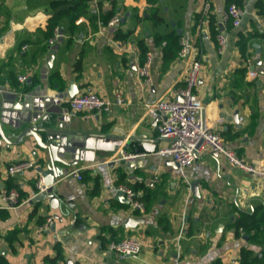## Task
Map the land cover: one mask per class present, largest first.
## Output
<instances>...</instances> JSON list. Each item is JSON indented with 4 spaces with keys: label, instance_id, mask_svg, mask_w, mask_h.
<instances>
[{
    "label": "crops",
    "instance_id": "obj_1",
    "mask_svg": "<svg viewBox=\"0 0 264 264\" xmlns=\"http://www.w3.org/2000/svg\"><path fill=\"white\" fill-rule=\"evenodd\" d=\"M256 1L242 0V23L229 31L225 52L216 54L213 27L226 0H211L207 18L200 15L202 0H0V87L28 104L13 116L36 121L11 129V139L42 119L61 122L66 130L122 139L114 153L64 169L55 182L58 209L48 199L31 201L40 179L37 168L46 158L32 137L8 148L1 145L0 188L11 186L20 196L19 205L11 209L0 199V256L8 264H46V258L55 257L56 244L63 255L59 264H239L242 248L256 253L264 248L234 227L244 216L264 220V182L209 149H202L181 177L179 168L168 164L170 158L155 155L168 141L158 135L156 117L145 110L160 99L175 100L189 62L197 59L201 70L194 93L202 103L205 126L239 159L264 161V17L258 15ZM81 4H87L86 14L75 20L73 33L61 31L60 40L49 46V19ZM112 10L119 22L109 29L101 18ZM157 10L163 22L153 26L149 18ZM171 32L179 37L185 57L178 58L179 50L172 61H165L154 36ZM147 54L152 56L149 82L138 74ZM10 72L16 81L7 78ZM22 75L27 79L20 83ZM87 92L109 100L110 110L71 112L65 100ZM118 93L123 105L114 102ZM141 136L155 143L153 152L142 149ZM120 151L139 156L114 161ZM23 160L34 167L14 176L7 173L11 164ZM79 167L81 180L72 173ZM118 186L140 196L141 187L152 192L148 208L143 213L131 209ZM50 216L53 223L45 230ZM128 218L143 223L126 227ZM128 236L142 243L137 258L107 252L108 242Z\"/></svg>",
    "mask_w": 264,
    "mask_h": 264
},
{
    "label": "built area",
    "instance_id": "obj_2",
    "mask_svg": "<svg viewBox=\"0 0 264 264\" xmlns=\"http://www.w3.org/2000/svg\"><path fill=\"white\" fill-rule=\"evenodd\" d=\"M211 9V0H202L200 15L207 18ZM245 15V9L242 6L231 3L225 7L220 14V19L215 25V41L216 54H223L228 45L229 31L238 28ZM119 22V17L113 15L107 22L106 27L114 29ZM62 32L55 28L52 36L47 40L49 46L55 45L62 37ZM27 46L24 45L23 49ZM185 57V48H182L178 53V58ZM152 56L147 54L146 61L139 69V76L149 82V66ZM201 63L197 59H192L188 66L184 78V84L177 91L175 100L160 99L151 105H145L146 112L151 117H159L157 124L158 135L168 141L165 147L158 149L155 155L160 157H168L178 164L179 174L185 178V169L191 166L197 155L202 149L216 151L221 155L231 167H235L242 173L251 176L257 180L264 182V161L247 163L239 159L233 152L224 148L221 137L211 129H208L202 118V103L194 93V88L197 85ZM249 76H254V72H249ZM18 81L23 83L27 77L19 76ZM124 98L118 93L115 95V104L123 105ZM69 110L73 113H96L108 112L111 107V102L96 93L87 92L75 95L65 100ZM201 145L197 147V144ZM139 156V153L120 151L115 154L114 161L125 160L130 161ZM34 167L31 161H19L11 164L7 168L9 175H17L25 170ZM82 167L77 168L72 173H75L78 180H81ZM42 178L36 183V194L46 190ZM117 191L124 194L125 199L131 206V209L144 212L143 203L139 200L140 192L118 186ZM35 194V195H36ZM0 199L7 208H15L20 203V196L14 188H0ZM53 223V217H48L45 225L42 227L47 230L49 225ZM142 249L140 240L134 237H124L117 241H110L106 245V250L109 254L124 258H137ZM82 264H96L92 260H86ZM176 264V261L175 263Z\"/></svg>",
    "mask_w": 264,
    "mask_h": 264
},
{
    "label": "water",
    "instance_id": "obj_3",
    "mask_svg": "<svg viewBox=\"0 0 264 264\" xmlns=\"http://www.w3.org/2000/svg\"><path fill=\"white\" fill-rule=\"evenodd\" d=\"M48 62L50 63V60ZM27 106V103L14 99L13 94L0 87V148L2 144L8 148L21 143L26 137H32L36 146L46 155L43 160L44 164L37 168V172L47 188L36 194L31 201L41 202L48 199L49 206L52 209H58L61 207V202L56 195L55 182L63 174L64 169L83 162H93L105 154L114 153L119 148L122 139L95 131L66 130L61 122L55 123L49 119H42L39 123L22 131L17 139L12 140L11 129H17L20 124H26L28 121L29 123L36 122L32 117L21 121L20 118L13 116L15 111H20ZM155 120H159V117ZM144 139V136L138 138L142 149L148 153L153 152L155 143L146 142ZM200 145L201 142L197 144V147ZM64 154L71 155L73 158L68 161L64 158ZM212 154L219 155L216 151ZM168 164L175 169L178 168V164L173 160H169ZM123 195L119 192V196L123 197ZM138 223H143V220L128 218L125 226L134 228Z\"/></svg>",
    "mask_w": 264,
    "mask_h": 264
},
{
    "label": "trees",
    "instance_id": "obj_4",
    "mask_svg": "<svg viewBox=\"0 0 264 264\" xmlns=\"http://www.w3.org/2000/svg\"><path fill=\"white\" fill-rule=\"evenodd\" d=\"M149 3H156L158 0H147ZM231 3L235 4H242V0H226V4L229 5ZM255 7L257 9L258 15L264 17V0H257L255 3ZM87 9V4H81L77 6L74 9L66 8L59 10L56 14H54L47 24V37L52 36L53 31L55 28H58L60 31L64 32L67 31L69 34H72L75 28V20L80 15H85ZM115 14V11H109L105 12L101 18V23L103 25H106L108 20ZM91 16L93 19H95V13H91ZM149 20L151 21L153 26H156L163 22V19L158 15V10L155 11V13L150 16ZM63 21H66V23H63ZM214 34L215 32V26L213 27ZM126 36H123L122 38H125ZM155 43L157 45H160L163 51V58L164 60L172 61L176 53L180 50L179 46V37L174 33H168L163 36L155 35L154 36ZM243 39V38H242ZM7 78L10 80L16 81V76L13 74V72H10L7 74ZM122 174L119 173V178L117 180V183L122 182ZM8 189L11 188V186H7ZM143 190L142 196H140L139 200L143 203L145 209L148 208V202L147 199L151 201L152 198V192L147 190L144 187H141ZM162 222V219H160ZM235 230L238 231L239 229H242L245 232V235L247 236V239L249 242L253 244H259L264 246V220H258L256 219V216L253 214L251 216H244L241 220L237 221L234 225ZM15 231H13L10 234H14ZM7 240H11L10 238H7ZM56 255L53 258H46L44 262L46 264H59L61 261H63V255H62V249L59 244H56L54 246ZM0 264H8V262L5 260L3 256H0ZM213 264H219V262H215ZM239 264H264V248L259 252L256 253L253 250L249 249L248 247L242 248L240 252V261Z\"/></svg>",
    "mask_w": 264,
    "mask_h": 264
}]
</instances>
